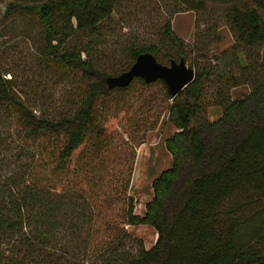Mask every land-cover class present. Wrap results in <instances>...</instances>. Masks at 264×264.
Segmentation results:
<instances>
[{
    "label": "trees",
    "instance_id": "obj_1",
    "mask_svg": "<svg viewBox=\"0 0 264 264\" xmlns=\"http://www.w3.org/2000/svg\"><path fill=\"white\" fill-rule=\"evenodd\" d=\"M177 1L193 10L205 3ZM253 1L228 15L243 44L264 41V0ZM117 3L8 0L5 15L36 17L45 64L81 71L85 83L72 111L49 116L28 106L12 75L0 72V115H9L25 138L42 141L24 165L0 174V264H264V81L228 100L216 119L194 121L205 67L173 98L164 90L162 106L147 98L136 106L129 89H166L164 83L137 76L109 87L105 76L128 68L142 51L163 63L187 51L168 18L166 48L132 45L118 72L103 70L82 39H91ZM162 109L176 127L164 140L171 163L152 179V196L137 213L128 193L136 147ZM139 223L153 226L157 237L132 252L122 240L127 225Z\"/></svg>",
    "mask_w": 264,
    "mask_h": 264
},
{
    "label": "rangeland",
    "instance_id": "obj_2",
    "mask_svg": "<svg viewBox=\"0 0 264 264\" xmlns=\"http://www.w3.org/2000/svg\"><path fill=\"white\" fill-rule=\"evenodd\" d=\"M8 0H0V72L11 77L19 96L37 113L57 116L72 111L82 95L85 76L81 71H62L48 67L42 57L41 31L33 13L5 15ZM234 5L254 6L253 0L221 2L205 0L201 9L186 8L177 0H118L109 18L99 30L83 43L94 61L106 72L116 73L129 58L132 45L158 43L166 48L163 26L170 18L173 31L185 45L187 63L194 68H207L201 108L195 122L205 117L216 119L224 104L244 95L264 81V41L243 44L234 38L228 15ZM264 25V13L262 12ZM164 85V84H163ZM165 88L160 83L148 88L129 89L136 106L163 105ZM154 127L136 147L128 193L134 201V212L143 213L145 202L152 196V179L171 163V154L164 145L165 138L176 127L168 119L167 109L160 111ZM40 138H25L20 128L14 127L9 115H0V174H5L29 160L34 144ZM128 234L122 240L126 249L135 252L141 241L147 248L156 240L153 226L146 223L128 224ZM104 264V263H98Z\"/></svg>",
    "mask_w": 264,
    "mask_h": 264
},
{
    "label": "water",
    "instance_id": "obj_3",
    "mask_svg": "<svg viewBox=\"0 0 264 264\" xmlns=\"http://www.w3.org/2000/svg\"><path fill=\"white\" fill-rule=\"evenodd\" d=\"M195 75L193 64L187 63L184 57L171 58L168 63L159 61L152 52L138 53L128 68L116 74L105 76L109 87L128 85L135 77H141L145 82L160 79L169 98H173Z\"/></svg>",
    "mask_w": 264,
    "mask_h": 264
}]
</instances>
